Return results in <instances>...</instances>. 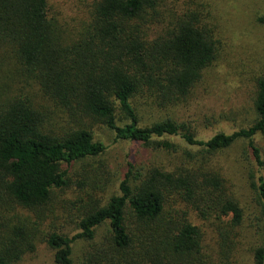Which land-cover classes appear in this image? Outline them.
Returning a JSON list of instances; mask_svg holds the SVG:
<instances>
[{
	"label": "trees",
	"instance_id": "obj_1",
	"mask_svg": "<svg viewBox=\"0 0 264 264\" xmlns=\"http://www.w3.org/2000/svg\"><path fill=\"white\" fill-rule=\"evenodd\" d=\"M199 1L88 0L70 30L47 0H0V264L19 263L37 243L53 264H74L77 244L78 264H241L244 252L264 264V243L247 238L264 242V178L250 177L255 213L246 214L216 159L242 141L260 166L264 78L254 82L251 124L206 139L167 115L141 125L134 106H186L218 60ZM96 126L173 161L129 162L116 191L99 196L102 179L90 178L108 173ZM80 175L89 186L73 182ZM68 190L78 195L73 235L45 229Z\"/></svg>",
	"mask_w": 264,
	"mask_h": 264
},
{
	"label": "rangeland",
	"instance_id": "obj_2",
	"mask_svg": "<svg viewBox=\"0 0 264 264\" xmlns=\"http://www.w3.org/2000/svg\"><path fill=\"white\" fill-rule=\"evenodd\" d=\"M87 2L88 0H47L51 15L65 29L70 30L76 29L78 22L84 20ZM199 4L206 16L204 22L217 36L218 60L203 74L186 106L172 112H161L137 102L134 106L141 125H149L157 118L167 115L178 122L190 124L198 139H206L218 132L246 128L254 119L251 104L254 82L264 78V23L260 22L264 20V0H200ZM93 131L96 140L106 146V152L100 160L108 175L90 178L95 183L102 179L100 188L104 192L99 193V196L106 197L116 191L129 162L139 166L147 161L155 164L173 161L164 152H151L137 144L115 141L113 134L101 126H96ZM173 142L179 150L185 149L182 143L176 140ZM255 145L260 151V166L254 161L246 142L242 141L216 158L224 170L226 180L233 185V190L246 206V214L255 213L254 203L251 202L253 191L250 188V177L253 175L264 178V133L256 135ZM87 179L89 178L85 175H80L72 180L87 186ZM77 196L74 190H68L53 202V215L48 214L45 229L52 224L50 228L58 229L64 234L76 233L70 218L79 208L76 204ZM255 216H251L249 223L254 224L252 219L255 220ZM196 224L205 231V243L212 245L210 229L205 230V226L199 221ZM105 233L106 227H102L97 231V238L101 239ZM247 233L250 244L264 243L261 238L250 236V231ZM80 246L77 244L73 248L74 264L80 261ZM242 259L241 264H252L249 253L244 252ZM17 264H53V253L43 243H37L35 252L25 255Z\"/></svg>",
	"mask_w": 264,
	"mask_h": 264
}]
</instances>
